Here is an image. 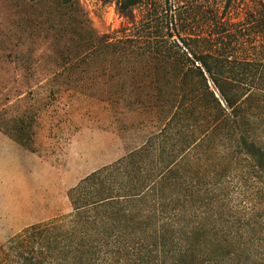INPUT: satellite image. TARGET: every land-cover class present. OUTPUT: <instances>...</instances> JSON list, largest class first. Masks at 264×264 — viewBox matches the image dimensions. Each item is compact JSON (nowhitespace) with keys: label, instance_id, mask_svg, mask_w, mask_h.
Returning <instances> with one entry per match:
<instances>
[{"label":"rangeland","instance_id":"1","mask_svg":"<svg viewBox=\"0 0 264 264\" xmlns=\"http://www.w3.org/2000/svg\"><path fill=\"white\" fill-rule=\"evenodd\" d=\"M228 1L141 0L123 16L106 0H0V248L27 227L68 215L70 188L144 146L176 109L175 53L151 59L138 48L119 54L97 46L89 55L92 34L113 42L141 36L146 46L148 38L168 47L186 40L194 48L188 38L206 37L213 12L234 20L264 12V0ZM202 135L201 125L195 138ZM200 151L183 170L200 177L216 169L230 219H250L249 233L264 232V177L254 178L243 157L214 167L218 156L209 155V165ZM185 250L169 246L152 256L156 264H185Z\"/></svg>","mask_w":264,"mask_h":264},{"label":"trees","instance_id":"2","mask_svg":"<svg viewBox=\"0 0 264 264\" xmlns=\"http://www.w3.org/2000/svg\"><path fill=\"white\" fill-rule=\"evenodd\" d=\"M106 1L123 16L141 2ZM210 21L206 37L188 38L194 48L186 40L168 47L148 38L146 46L141 36L113 42L92 34L89 55L97 46L119 54L138 48L151 59L175 53L182 72L176 109L144 146L70 188L68 215L11 237L0 248L2 264H156L153 252L169 246L186 249L185 264H264L263 229L249 233L256 222L230 219V206L215 189L218 171L203 169L207 175L197 177L183 170L201 150L209 165L212 153L214 167L243 157L254 178L264 177V12L247 11L239 20L213 12ZM201 125L204 135L195 138ZM216 141L223 150L212 148Z\"/></svg>","mask_w":264,"mask_h":264}]
</instances>
